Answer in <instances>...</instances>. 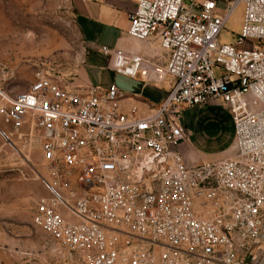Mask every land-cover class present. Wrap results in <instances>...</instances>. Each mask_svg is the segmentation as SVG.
Returning <instances> with one entry per match:
<instances>
[{"label":"built area","instance_id":"built-area-1","mask_svg":"<svg viewBox=\"0 0 264 264\" xmlns=\"http://www.w3.org/2000/svg\"><path fill=\"white\" fill-rule=\"evenodd\" d=\"M130 1L128 37L168 53L153 73L173 85L152 114L122 112L114 83L69 92L38 74L25 92L0 90L2 125L43 163L35 227L85 264H264V0H225L222 14L220 0ZM239 6L240 32L220 44ZM101 53L124 77L148 64ZM211 101L230 114L233 153L189 167L182 113Z\"/></svg>","mask_w":264,"mask_h":264},{"label":"rangeland","instance_id":"rangeland-1","mask_svg":"<svg viewBox=\"0 0 264 264\" xmlns=\"http://www.w3.org/2000/svg\"><path fill=\"white\" fill-rule=\"evenodd\" d=\"M242 15L241 6L230 15L220 44L233 42ZM86 53L74 0H0V90L10 97L27 91L38 74L66 89ZM212 72L218 77L220 70L214 67ZM212 114L193 115L195 129L188 132L200 156L209 161L222 158L231 144V118L218 110ZM10 131L0 120V264H85L35 227V204L47 195L43 163L36 145L23 149L19 136L11 137Z\"/></svg>","mask_w":264,"mask_h":264},{"label":"crops","instance_id":"crops-1","mask_svg":"<svg viewBox=\"0 0 264 264\" xmlns=\"http://www.w3.org/2000/svg\"><path fill=\"white\" fill-rule=\"evenodd\" d=\"M74 10L87 53L65 90L79 92L89 86L105 89L109 84L114 83L125 97L120 101L122 112L127 113L131 107H134L140 117L152 114L170 91L173 79L170 77L158 79L153 73L154 68L165 67L168 60L166 51L153 40L136 41L128 37L127 16L134 10L133 2L94 0L81 3L79 0H74ZM103 48L118 49L127 54L139 56L148 64H142L140 74L138 72L135 78L116 75L109 67L107 57L101 53ZM217 110L230 117L227 108L219 101H211L202 108H190L183 111L180 123L186 133V139L180 144L178 151L187 166L210 162L200 156L189 140L188 132L193 131L196 124L193 115H213L212 113ZM230 134L231 144L220 159L226 158L233 150L232 122Z\"/></svg>","mask_w":264,"mask_h":264}]
</instances>
